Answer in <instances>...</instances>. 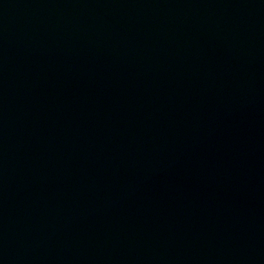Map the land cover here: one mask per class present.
<instances>
[{
  "label": "water",
  "instance_id": "95a60500",
  "mask_svg": "<svg viewBox=\"0 0 264 264\" xmlns=\"http://www.w3.org/2000/svg\"><path fill=\"white\" fill-rule=\"evenodd\" d=\"M0 264H264V0H0Z\"/></svg>",
  "mask_w": 264,
  "mask_h": 264
}]
</instances>
